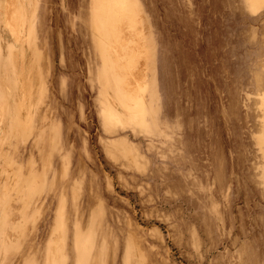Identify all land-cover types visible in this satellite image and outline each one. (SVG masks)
<instances>
[{
  "label": "rangeland",
  "instance_id": "rangeland-1",
  "mask_svg": "<svg viewBox=\"0 0 264 264\" xmlns=\"http://www.w3.org/2000/svg\"><path fill=\"white\" fill-rule=\"evenodd\" d=\"M0 264H264V0H0Z\"/></svg>",
  "mask_w": 264,
  "mask_h": 264
}]
</instances>
